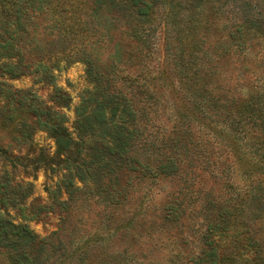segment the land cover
Wrapping results in <instances>:
<instances>
[{
	"label": "trees",
	"instance_id": "trees-1",
	"mask_svg": "<svg viewBox=\"0 0 264 264\" xmlns=\"http://www.w3.org/2000/svg\"><path fill=\"white\" fill-rule=\"evenodd\" d=\"M161 43L166 78L198 118L163 98ZM75 62L89 85L71 131L62 109L72 97L55 71ZM25 75L50 85L48 97L12 83ZM36 131L54 140L55 156L42 163L61 178L33 206L9 167L30 160L14 150ZM0 132V264L3 254L10 264L66 254L62 238L54 242L60 231L30 228L41 214L74 212L85 194L124 205L136 183L167 178L179 185L154 229L179 227L167 237L176 248L167 264H264V0H0ZM203 174L225 192L195 188ZM70 243L80 264L96 245Z\"/></svg>",
	"mask_w": 264,
	"mask_h": 264
},
{
	"label": "rangeland",
	"instance_id": "rangeland-1",
	"mask_svg": "<svg viewBox=\"0 0 264 264\" xmlns=\"http://www.w3.org/2000/svg\"><path fill=\"white\" fill-rule=\"evenodd\" d=\"M115 41H121L127 51H132L129 43L133 45V42L121 35L120 30L115 33ZM218 43L219 38L210 31L208 44L212 46ZM154 56L163 63L167 72L163 78L166 85L165 89L163 88L165 91L163 98L167 104L173 101L178 110L198 118L197 114L193 112L191 104L183 99L181 93L172 86L174 84L172 77L166 78L169 70L166 65L167 51L163 43L160 44L159 51ZM104 59L106 60V57ZM55 75L57 85L72 97L71 104L62 109L68 117V126L72 131L75 108L89 85L86 65L83 62H75L67 67L62 64L60 69L55 71ZM12 83L20 88H30L42 98H47L52 88L47 83L38 82L33 75L14 79ZM2 134L0 132V135ZM55 151V142L45 131H36L27 144L15 147L14 154L30 159L16 162L18 163L17 168L9 167L12 182H20L23 187H26L25 191H30L26 197L27 204L32 203L33 206H38V202L48 201L47 189L55 187L58 179L61 178V174L57 173L58 170L54 172L49 168L50 164L47 168L42 163L43 159L49 161L50 157L55 156ZM1 166L0 163V168ZM3 172L1 171V176ZM196 179L195 188L197 189L203 187L216 194L225 192L223 183L208 174H203L202 177L198 176ZM77 183L79 184V182ZM178 185V179L170 178L136 183V192H131L125 204L120 206L106 204L100 201L97 196L85 194L84 201H82L83 207L77 208L74 212H66L61 217L58 212L51 211L41 214L38 219L29 221L30 228L41 237L56 230L60 231V234L54 236V242L57 244V237L62 238L69 251V254L67 251L60 258L58 256L55 259L51 258L43 264H80V256H78L80 250L77 251L78 246H73L70 243L72 238L75 242L80 240V246L85 245L82 243L85 239L96 241V245L90 247V250L81 256L85 260V257L87 258L89 255L85 264H167V256L174 248L172 243L170 244L171 240L168 241L167 237L176 235L174 233L178 232L179 227L174 226L171 229H166L164 235L154 229L156 227L160 229L157 225L160 222L156 219V215H159L161 208ZM11 213L15 214V210H11ZM131 218L134 219L132 224L128 222ZM45 256L46 254L42 257ZM1 260L2 264H10L7 254H3Z\"/></svg>",
	"mask_w": 264,
	"mask_h": 264
}]
</instances>
